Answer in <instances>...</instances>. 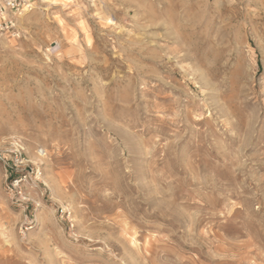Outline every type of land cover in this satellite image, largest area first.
<instances>
[{
	"label": "rangeland",
	"instance_id": "1",
	"mask_svg": "<svg viewBox=\"0 0 264 264\" xmlns=\"http://www.w3.org/2000/svg\"><path fill=\"white\" fill-rule=\"evenodd\" d=\"M13 148L45 201L0 163V264H264V0H36L0 31Z\"/></svg>",
	"mask_w": 264,
	"mask_h": 264
},
{
	"label": "built area",
	"instance_id": "2",
	"mask_svg": "<svg viewBox=\"0 0 264 264\" xmlns=\"http://www.w3.org/2000/svg\"><path fill=\"white\" fill-rule=\"evenodd\" d=\"M35 8L36 0H0V31L12 32L15 19ZM0 163L8 170L2 190L12 204L20 206L23 210H37L44 206L45 189L40 166L29 162L18 148L0 151ZM60 214L72 228L70 212L61 208Z\"/></svg>",
	"mask_w": 264,
	"mask_h": 264
}]
</instances>
